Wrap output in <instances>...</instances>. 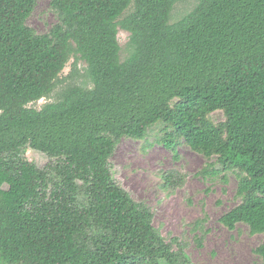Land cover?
Segmentation results:
<instances>
[{"label":"trees","instance_id":"trees-1","mask_svg":"<svg viewBox=\"0 0 264 264\" xmlns=\"http://www.w3.org/2000/svg\"><path fill=\"white\" fill-rule=\"evenodd\" d=\"M182 1L50 0L58 21L37 35L26 25L37 0H0V264H192L109 165L122 139L158 124L175 158L181 141L236 175L238 203L219 223L264 237V0H197L171 24ZM27 149L50 163L22 160Z\"/></svg>","mask_w":264,"mask_h":264},{"label":"rangeland","instance_id":"rangeland-1","mask_svg":"<svg viewBox=\"0 0 264 264\" xmlns=\"http://www.w3.org/2000/svg\"><path fill=\"white\" fill-rule=\"evenodd\" d=\"M50 0H37L35 9L26 25L37 35L46 34L58 18L50 10ZM197 0L177 3L171 13L170 23H175L189 13ZM129 34L118 32L121 60L126 55ZM73 59L65 67L61 78L67 76ZM83 66L80 64L79 69ZM55 100H40L29 108L40 109L42 105ZM209 119L218 124L224 121L222 112H215ZM163 125L151 127L142 141L122 139L112 155L109 165L113 178L135 202L144 203L152 212V224L166 242L172 239L185 245V253L192 264H264V259L255 253L264 241L263 235H252L247 226L239 224L233 231L224 228L219 219L231 210L238 200L235 198L236 175L211 168L209 161L194 153L181 141L174 153L161 143L165 135ZM22 160L38 168H45L50 160L37 151L27 149ZM175 171L184 178L181 186L163 190L162 175ZM50 187L58 176H47ZM118 194L110 195L116 202ZM103 264H109L107 256Z\"/></svg>","mask_w":264,"mask_h":264}]
</instances>
